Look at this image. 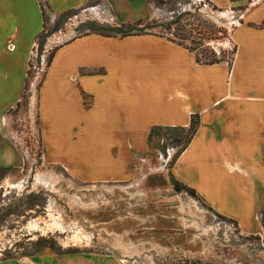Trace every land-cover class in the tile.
Returning a JSON list of instances; mask_svg holds the SVG:
<instances>
[{"label": "crops", "instance_id": "0c3cea01", "mask_svg": "<svg viewBox=\"0 0 264 264\" xmlns=\"http://www.w3.org/2000/svg\"><path fill=\"white\" fill-rule=\"evenodd\" d=\"M120 23L150 16V0H101ZM240 6L231 60L197 61L189 48L158 34L87 33L60 45L36 93L28 71L45 30L42 0H0V167L23 157L11 110L36 104L41 157L91 184L126 183L150 154L152 127L197 132L171 168L243 234H264V0H210ZM89 0H45L63 16ZM99 252H45L0 264H121ZM180 264H204L184 262Z\"/></svg>", "mask_w": 264, "mask_h": 264}, {"label": "rangeland", "instance_id": "374dc122", "mask_svg": "<svg viewBox=\"0 0 264 264\" xmlns=\"http://www.w3.org/2000/svg\"><path fill=\"white\" fill-rule=\"evenodd\" d=\"M240 8H221L210 0H150V16L132 30L123 28L101 0H89L63 16L46 8L27 86L36 83V93L56 49L87 33L160 34L184 43L202 59L231 60ZM169 22L170 32L165 29ZM31 107L24 99L11 110V136L23 161L0 167V261L91 251L115 254L121 264H264V234H243L196 193L176 190L171 168L183 142L160 133L135 179L85 183L65 168L43 162L36 104Z\"/></svg>", "mask_w": 264, "mask_h": 264}, {"label": "trees", "instance_id": "16d2710c", "mask_svg": "<svg viewBox=\"0 0 264 264\" xmlns=\"http://www.w3.org/2000/svg\"><path fill=\"white\" fill-rule=\"evenodd\" d=\"M42 10H43L44 17H46V6L44 4L42 5ZM182 17H183V15L178 16L176 18L175 22H179V20ZM143 21H144L143 19H139V20H136V21H133V22L123 23L122 24V27L123 28H129V29L132 30L136 26H138L141 23H143ZM172 24H173V22L172 23L169 22V24H167L165 26V29L166 30H169V32H170L171 25ZM147 25L150 26V24H147ZM134 34H142V33L122 32L121 33V36H128V35H134ZM161 36H164V35H161ZM165 37H167V36H165ZM167 38H169V37H167ZM171 40H173V39H171ZM173 41H176V40H173ZM176 42H178V41H176ZM178 43L190 49V47H188L184 43H182V42H178ZM53 56H54V54L51 55V57L49 59V62H48V65H50ZM196 58H197V61H199V62L210 63V64L211 63H216V62L220 61L219 59H215V58H211V59L210 58H205V59H202L197 54H196ZM198 126H199V118H198L197 115H193L192 116L191 124L187 128L186 127H179V126H176V127H173V126H160V125L154 126V127H152V129L150 131V134H149V143L152 142L154 136L160 135V133H163V132L166 135L165 138H168V139H171L172 138L173 141L183 142V145H182L181 149L177 153V156H176V159H175V161H176L177 158L182 154V152L187 148V146L191 142L193 136L197 132ZM175 161H174V163H175ZM175 187H176V190L177 191H181L182 189H188L192 193H195V190L194 189L189 188V187H187L186 185H184L182 183H178L177 182L175 184Z\"/></svg>", "mask_w": 264, "mask_h": 264}]
</instances>
